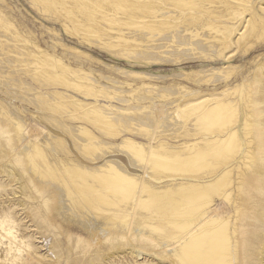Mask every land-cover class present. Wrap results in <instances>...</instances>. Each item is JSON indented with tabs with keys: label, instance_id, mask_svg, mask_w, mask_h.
Masks as SVG:
<instances>
[{
	"label": "bare ground",
	"instance_id": "obj_1",
	"mask_svg": "<svg viewBox=\"0 0 264 264\" xmlns=\"http://www.w3.org/2000/svg\"><path fill=\"white\" fill-rule=\"evenodd\" d=\"M33 1L43 5L44 11L60 15L62 19H56L62 28L85 44L107 38L102 44L108 49L146 51L147 57L156 53L176 61L191 59L198 67L179 74L193 87L179 88L175 101L167 98L176 90H150L159 99L165 98L160 106L144 98L157 111L120 116L110 111L111 106L86 108L89 104L84 101L67 100L60 93L33 96L20 92L19 88L39 93L41 86L50 83L97 98L100 90L94 88L95 76L90 78L92 72L82 66L71 68L41 49L25 53L26 61L16 60L13 53L0 57V72L10 69L8 75L19 72V66L27 67L16 72L20 77L16 83L14 77L0 78V93L9 100L0 99V123L9 141L19 144L25 179L17 176L15 180L6 168L0 174L23 182L21 190L26 195L30 194L26 189H33L42 197L44 185L52 184L42 208L28 214L33 222L43 213L36 229L49 222L65 235L70 229L84 233L92 248L101 250L107 245V258L128 253L134 258L150 256L157 264L164 260L170 264H250L252 251L259 246L264 250L252 230L255 220L264 216L260 209L264 203V65L255 63L242 78L243 66L231 62L264 43V0ZM8 21L0 15V48L11 38L25 46V38ZM156 38L160 41L150 45ZM60 47L75 57H89L76 47ZM19 49L14 51L17 58L24 56ZM131 53H124L127 60ZM143 61L139 64H150ZM24 76L36 82V90L23 81ZM16 101L33 106L34 115L25 120ZM68 105L85 113L78 117ZM167 105L176 109L167 111ZM69 119L87 121L101 134L85 123L75 129L68 125ZM158 129L164 134L177 132L171 138L181 143L167 145L157 136ZM55 130L68 140L56 138ZM122 131L147 137V144ZM121 136L125 138L120 144L109 142ZM5 147L0 140V158Z\"/></svg>",
	"mask_w": 264,
	"mask_h": 264
},
{
	"label": "rangeland",
	"instance_id": "obj_2",
	"mask_svg": "<svg viewBox=\"0 0 264 264\" xmlns=\"http://www.w3.org/2000/svg\"><path fill=\"white\" fill-rule=\"evenodd\" d=\"M44 10L45 8H43V5L37 2L35 3L33 0H0V12H1L0 15L3 16L5 19H7V21L10 19L11 20V21L9 20L10 24H13L14 26L13 25L12 26L16 27L22 38L23 39L25 38V40L27 41L25 43V46H23L19 44V41L16 44L15 40L17 39L11 38L16 45L12 46V44L14 45V43L11 41V39L8 40V42L5 43L6 45L4 44L5 48L4 46L0 48V57L6 58L9 55L10 57H12L13 55V57L16 60L26 61L27 57L25 53L36 54L38 52L37 50L41 49V51L47 52L56 57H60L63 60V62L65 64H68L71 68L82 66L83 70H85L87 73L92 72L93 75H91L90 78L93 79V77L95 76L94 88H97V91L100 90V92H98L99 96H97L96 98L92 94H91L92 96L90 94L87 95L86 93L87 91L80 92L75 90L74 88H69L66 86L54 87L50 85V83L47 84L46 86H41L42 90H39L38 91L39 93H37L36 92L37 85L35 84L36 82L31 81L28 77L25 76L22 77L23 81L30 83L32 87L35 86L34 89L36 91L30 92L28 90L29 91L28 92L26 91V89L19 88L20 90H22L20 92L33 96L34 94L40 95L47 92L49 93L55 92L57 94L60 93L63 94L65 97H67L66 98L67 100H72L74 97L76 100L73 99V101H79V102L84 101L86 104H89L86 108L106 105V106H111L112 108V110L110 109L108 110L112 112L114 111V113L119 114L120 116H124V115L133 116L134 114L136 115H138L139 113L141 114L142 111L145 112L147 111L146 113H149V111L151 113L157 111L156 110L157 108L155 109V107L152 108L149 106L150 104L148 102L149 99L156 101L155 104L158 106H160L161 104L160 102H164L163 99L165 98L159 99V96L155 92H148L150 90L158 91V92H159V88L164 90H170V92L176 90L175 92H172L170 94V97L167 98L170 101H175L179 96V94H177L179 88L193 87V83L189 81V79L185 77H180L179 74H185V73H191L193 71H197L198 67L196 60L190 59L184 61L181 60L176 61L169 58L168 55L158 54L159 55L158 56L156 55V53H152L153 55L151 57H147L148 52L146 51H143V54L142 53L139 54V52H137V50L134 49H129L131 51L128 50L122 51V49L119 48H115L116 50L108 49L104 44H102V43H107V38L93 39L95 40L93 41V44L91 45L88 43L85 44L77 38L78 36L76 37L75 35H70V33L72 34L73 32L70 31L69 33H67L64 27L62 28L58 20V19H62L61 17H59L60 15L54 12L52 13V11L48 12ZM55 14L56 16H54ZM56 17L59 18L56 19ZM226 24L229 23L226 22ZM108 35L110 34L108 33ZM1 38H2L1 40L6 39V37L4 38L1 37ZM8 38H10L9 35ZM96 40L97 43H95ZM159 41H160L159 38H156L154 42H150V45L151 43L155 44L156 42ZM8 44H10V47L8 46ZM145 44L146 46H148L147 43ZM60 45H64L67 47L68 46L76 47L81 52L84 51L83 53L87 54L89 57L88 59L83 56H81V58L75 57V55L64 51L63 48L60 47ZM26 46L30 48L28 49V47ZM19 47L22 51L19 49ZM17 49H19V52L21 53L20 55H24V56L19 55L20 57L18 56L19 58H17L16 55L17 53H14V51L18 52ZM8 50L9 51L11 50V52H8ZM120 50L122 51V53H120ZM126 51L129 52V54L133 52L131 53V55L128 56L129 60H127V57L124 55V53H127ZM168 52H171V50L169 49ZM14 54L16 55V57ZM132 55H134L135 57ZM137 57L139 59L140 57L141 58L143 57L142 58L144 60L143 62L150 64H145V65L144 63L139 64L142 62V59H140L141 61H139ZM153 57L155 59H153ZM1 58H0L1 60L0 62H2V59H4ZM150 58L152 62L150 61ZM163 58H166L167 60L169 59L170 62H163V61L162 62L158 61L159 63L157 62V60ZM32 60L35 61L34 59ZM134 61L136 62L135 64ZM25 63L27 62H21V64H25ZM231 63L233 65L243 66L242 78H244L250 70L255 68L254 67L255 63L264 65V43L256 44L254 48L248 53L247 56L236 57L235 59L232 60ZM18 64L20 63H17V65ZM146 65L148 66L146 67ZM31 67H33V64L29 65V68ZM110 67L111 68L114 67V70H112ZM26 69L27 67H24V65L23 67L19 66L16 69L19 70V72L13 71V73H11L10 75L7 74L9 73V71L11 72L10 69H7L6 71L3 70L1 72L2 73L6 72V73L2 74L0 72L1 73L0 78L1 76L4 79L5 77L6 79H9L8 77H10V80H12L14 77V80H16L14 82L16 83L18 81L17 78L20 79L19 75L16 72L20 74ZM175 72L177 73V75L175 74ZM171 74L174 77H172ZM26 75H31V73L30 74L27 73ZM95 79L97 81H95ZM142 84L146 86L140 88ZM147 84H150L149 86L151 89H149ZM83 86L86 87L85 85ZM131 87L133 88V90L136 91L134 92ZM139 89L141 90L140 92ZM144 98H149V99L144 100ZM0 99L9 102V100L4 98L1 95V93H0ZM68 106L69 108H71L70 110H72L73 113H75L78 117H80V115H83V113H85V111H82L81 109L76 110L74 109V107L70 105ZM15 107L20 109L21 111L20 113H23L21 115H23L24 119L25 116L30 117L31 115L32 116L34 115L33 113H31L34 112L35 110L34 107L27 105L25 102L21 103L19 101H16ZM143 107H147V108L143 110ZM116 108L121 110L128 109V111L122 113V111L118 110L117 112H115V110H117ZM165 108L167 111H171L176 109V106L167 105L165 106ZM23 109H25L26 111H24ZM69 120L70 122H68V125L69 126L71 125L75 129L80 128V126H82L81 123H85L88 125L89 129L95 132V134L97 135L101 134L91 123L87 121L81 119L80 120L69 119ZM160 120L162 121V119ZM4 127H5L4 124L0 123V140L4 141L6 145L5 155L3 158H0V171L6 168L5 170L10 172L11 174H14L11 176L15 180L18 179V177L25 179L24 177L25 170L22 166H20L21 162L19 161L22 157L21 151L19 149V144H15L13 141H9L10 140L9 136L7 135V132L4 131L5 130ZM119 127L121 129V126ZM156 127L158 126H155V129ZM55 131L56 134L58 132L57 136L59 135L58 137L54 135L56 138H62L65 139L66 141L68 140L62 137L63 133H61L58 130ZM160 131L162 130L161 129L157 130V133L159 134L157 136L163 137L162 140L167 145H171V144L176 145L181 143L179 139H178L179 142H177L176 139L172 140L171 138L172 136H175L177 132L175 133L171 132L173 133V135H170L171 134L170 132H166V134H164V132L162 133ZM28 133H25L26 137ZM44 133L45 134L48 133V129H45ZM122 133L126 137L134 139L136 142L147 144L148 141L147 137L139 136L138 134H136L135 131L131 134L130 133L127 134V132L124 131H122ZM129 134L132 137L129 136ZM76 135L79 136V134ZM124 138H125L124 136L123 137L121 136L120 138H117L115 140L111 139L109 140V142H112L115 145H117V143L120 144ZM75 142H77V140H75ZM75 155H77V153L73 154V156ZM110 155H107L106 158L104 157V159L106 160ZM104 159L103 161H105ZM103 161L102 162L99 161V162L103 163ZM7 176H8L7 173L0 174V236H1L0 264H157L155 259H152V257L147 255L134 258L133 256L127 253V254L114 256L113 258H107V253H108L107 245H104L103 249L101 250L100 249L96 250L95 248H92V244L88 242L87 237L84 235V233L81 234L78 231H74L73 229H70V232L65 235L64 230L61 231L60 229L54 230L50 226L49 222H45L44 225H38L39 228L37 230L36 229L37 221L40 222V217L43 213L37 216V218H35L33 222L31 221V216H29L28 214L30 213V211L34 212V210H40L42 208L43 201L49 198V195L51 194L52 184L47 183L44 185L45 192L42 193L43 195L42 197H39L38 194L33 189H26L25 191L27 194L30 192V194L26 195L23 194V191L21 190V184H23V182H19V183L12 182ZM262 205L263 206L260 209H264V203ZM45 212L46 210L44 209V213ZM253 225H254L252 229L253 232L258 234L260 243L264 244V240L262 239V237H264V216L261 215L257 220H255ZM257 248L259 249H254L251 253L250 264H264V250L260 251V246ZM159 252L163 253L164 251L163 249L159 248ZM162 255H165V253H163ZM162 264H170V262L168 260H164Z\"/></svg>",
	"mask_w": 264,
	"mask_h": 264
}]
</instances>
